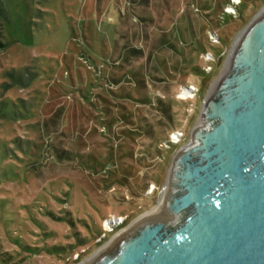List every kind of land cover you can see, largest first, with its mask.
<instances>
[{
	"label": "rangeland",
	"instance_id": "rangeland-1",
	"mask_svg": "<svg viewBox=\"0 0 264 264\" xmlns=\"http://www.w3.org/2000/svg\"><path fill=\"white\" fill-rule=\"evenodd\" d=\"M263 10L0 0V264H88L155 212L227 55ZM99 96L120 106L112 116Z\"/></svg>",
	"mask_w": 264,
	"mask_h": 264
},
{
	"label": "water",
	"instance_id": "water-1",
	"mask_svg": "<svg viewBox=\"0 0 264 264\" xmlns=\"http://www.w3.org/2000/svg\"><path fill=\"white\" fill-rule=\"evenodd\" d=\"M88 264H264V10L227 55L159 208Z\"/></svg>",
	"mask_w": 264,
	"mask_h": 264
},
{
	"label": "trees",
	"instance_id": "trees-1",
	"mask_svg": "<svg viewBox=\"0 0 264 264\" xmlns=\"http://www.w3.org/2000/svg\"><path fill=\"white\" fill-rule=\"evenodd\" d=\"M231 7H233V9H237V7L235 6V5H233V4H231ZM239 10V9H238ZM227 15V14H226ZM229 15V14H228ZM128 51L127 52H125V54H129V53H135V54H141L142 52H141V50H138V49H133V50H129V49H127ZM134 81V84H142L141 83V80L140 79H134L133 80ZM115 84H116V82H115ZM96 101H99L100 103H102L104 106H103V112L106 114V117H108V116H112L111 114V112H112V110H113V108L115 107V108H118V107H120L119 105H115L114 103H112V101H110L108 98H106V97H97V100ZM154 107L155 108H157V110L162 114V116L163 117H165V118H168L169 117V107L165 104V103H163L160 99H157L156 100V103L154 104ZM124 116H120V118H118V119H115V121H118V120H124ZM108 125H110V124H108ZM107 128H109L108 126H107ZM62 154V155H61ZM57 157L59 158V159H64V158H70V156H68L67 155V153H65V152H63V153H58L57 154ZM138 170V169H137ZM137 176H138V171H136V172H133V177H134V179H136L137 178Z\"/></svg>",
	"mask_w": 264,
	"mask_h": 264
},
{
	"label": "bare ground",
	"instance_id": "bare-ground-1",
	"mask_svg": "<svg viewBox=\"0 0 264 264\" xmlns=\"http://www.w3.org/2000/svg\"><path fill=\"white\" fill-rule=\"evenodd\" d=\"M164 195H165V193H164ZM139 220H141V219H139ZM139 220H138V221H139ZM136 223H137V221L135 222V224H136ZM135 224H134V225H135Z\"/></svg>",
	"mask_w": 264,
	"mask_h": 264
}]
</instances>
